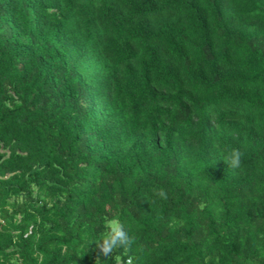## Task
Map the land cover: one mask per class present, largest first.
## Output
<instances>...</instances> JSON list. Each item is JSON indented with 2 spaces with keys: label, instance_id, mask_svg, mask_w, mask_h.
Returning <instances> with one entry per match:
<instances>
[{
  "label": "trees",
  "instance_id": "trees-1",
  "mask_svg": "<svg viewBox=\"0 0 264 264\" xmlns=\"http://www.w3.org/2000/svg\"><path fill=\"white\" fill-rule=\"evenodd\" d=\"M130 256L264 264V0H0V264Z\"/></svg>",
  "mask_w": 264,
  "mask_h": 264
},
{
  "label": "clouds",
  "instance_id": "clouds-1",
  "mask_svg": "<svg viewBox=\"0 0 264 264\" xmlns=\"http://www.w3.org/2000/svg\"><path fill=\"white\" fill-rule=\"evenodd\" d=\"M244 153L239 149L232 148L227 151L223 157L224 162L228 165L229 169H240L243 164ZM156 195L161 198L165 197V193L160 191ZM98 249V256L104 257L106 260L113 256L117 250L130 251L135 244V239L130 236L126 230L125 225L119 220H110L107 223L106 230L95 239L93 242ZM96 261H100L97 259ZM127 264H132V257L127 260Z\"/></svg>",
  "mask_w": 264,
  "mask_h": 264
}]
</instances>
